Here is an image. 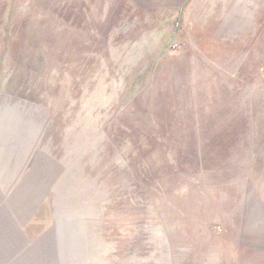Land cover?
Instances as JSON below:
<instances>
[{"label": "rangeland", "instance_id": "374dc122", "mask_svg": "<svg viewBox=\"0 0 264 264\" xmlns=\"http://www.w3.org/2000/svg\"><path fill=\"white\" fill-rule=\"evenodd\" d=\"M0 264H264V0H0Z\"/></svg>", "mask_w": 264, "mask_h": 264}, {"label": "crops", "instance_id": "0c3cea01", "mask_svg": "<svg viewBox=\"0 0 264 264\" xmlns=\"http://www.w3.org/2000/svg\"><path fill=\"white\" fill-rule=\"evenodd\" d=\"M33 247H35V246H33Z\"/></svg>", "mask_w": 264, "mask_h": 264}]
</instances>
